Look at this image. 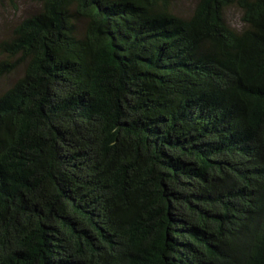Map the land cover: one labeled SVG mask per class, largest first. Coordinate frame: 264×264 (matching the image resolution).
<instances>
[{"label":"trees","instance_id":"1","mask_svg":"<svg viewBox=\"0 0 264 264\" xmlns=\"http://www.w3.org/2000/svg\"><path fill=\"white\" fill-rule=\"evenodd\" d=\"M38 2L0 42V264H264V0Z\"/></svg>","mask_w":264,"mask_h":264},{"label":"rangeland","instance_id":"2","mask_svg":"<svg viewBox=\"0 0 264 264\" xmlns=\"http://www.w3.org/2000/svg\"><path fill=\"white\" fill-rule=\"evenodd\" d=\"M172 12L181 16H190L198 0H171ZM41 9L38 0H0V42L12 36L15 26L24 18ZM226 22L234 29L244 28L242 10L237 5L228 6L224 11ZM83 25V22L81 23ZM5 56L0 52V62ZM24 65H19L12 72L0 77V95L13 86L24 74Z\"/></svg>","mask_w":264,"mask_h":264}]
</instances>
